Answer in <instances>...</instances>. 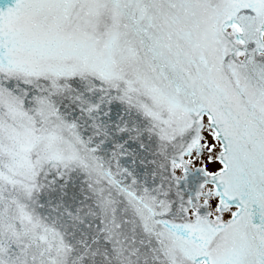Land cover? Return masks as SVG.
<instances>
[{"label": "snow or ice", "instance_id": "1", "mask_svg": "<svg viewBox=\"0 0 264 264\" xmlns=\"http://www.w3.org/2000/svg\"><path fill=\"white\" fill-rule=\"evenodd\" d=\"M0 264H264V0H0Z\"/></svg>", "mask_w": 264, "mask_h": 264}]
</instances>
